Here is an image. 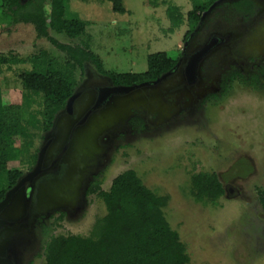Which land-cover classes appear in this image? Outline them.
<instances>
[{
    "label": "rangeland",
    "instance_id": "rangeland-1",
    "mask_svg": "<svg viewBox=\"0 0 264 264\" xmlns=\"http://www.w3.org/2000/svg\"><path fill=\"white\" fill-rule=\"evenodd\" d=\"M209 1L124 0L127 11L117 13L107 0H68L67 16L81 19L84 31L75 38L50 27L47 32L71 47L86 46L108 72L140 73L147 68L148 55L180 53L193 26L189 12L194 4ZM256 2L255 13L247 16L234 13L229 3L220 4L191 39L195 47L211 32L234 33L231 44L203 58L199 76L201 69L207 75L202 89L162 97L145 89L118 96L119 104L109 112L96 111L68 146L71 121L59 120L44 171L34 178V186L26 182L4 214L10 221L0 231V253L13 254L17 264H42L52 236L90 235L105 206L88 188L97 183L108 190L115 176L133 169L152 192L167 196L163 212L186 245L187 264H264V216L257 198V189L264 187V74L258 71L264 66V0ZM169 6L180 15L178 25L172 24ZM33 26L0 13V55L26 59L45 50L64 64L67 52L37 36ZM29 67L28 62L12 63L2 66L0 75L4 107L21 105L24 119L36 107L21 96L19 76ZM73 74L75 89L110 80L90 59L82 67L75 65ZM91 100L80 99L76 116L81 117ZM52 128L38 133L9 169L20 170L22 176L33 170L32 153L39 152ZM200 171L215 172L224 187L231 185L237 193H225L215 204L197 200L190 178Z\"/></svg>",
    "mask_w": 264,
    "mask_h": 264
},
{
    "label": "trees",
    "instance_id": "trees-1",
    "mask_svg": "<svg viewBox=\"0 0 264 264\" xmlns=\"http://www.w3.org/2000/svg\"><path fill=\"white\" fill-rule=\"evenodd\" d=\"M112 10L125 13L124 0H107ZM214 0L206 5H193L189 12L192 28L197 26L201 14ZM68 0H31L21 4V0H0V13L10 21L33 23L37 36L47 37L52 44L67 52L68 59L60 64L48 56L45 50L18 59L10 55H0V75L2 66L28 62L29 69L20 78L21 96L26 105H36L28 117H22V106L12 104L5 108L2 103L0 82V201L6 192L21 178L18 169H9V164L17 160L18 153L32 145L34 138L53 125L67 99L75 91L73 68L82 67L83 61L92 60L97 69L107 74L113 84L130 85L144 80H154L171 69L179 57L167 52L147 56V68L143 72H108L103 69L99 57L85 47H71L50 37L47 28L56 33H65L69 38L80 35L85 23L78 18L68 17ZM245 10L248 1H244ZM168 14L172 24L178 25L180 15L169 6ZM264 74V66L258 68ZM17 140L21 145L16 146ZM37 150L32 153L35 162ZM193 194L197 200L216 203L226 192L215 172H197L191 175ZM103 201L105 214L99 217L88 236L56 235L44 246L42 264H187L189 255L179 233L167 221L163 207L167 196L157 195L147 188L133 169H127L111 182L108 190L91 185L88 190ZM257 198L264 216V187L257 189Z\"/></svg>",
    "mask_w": 264,
    "mask_h": 264
},
{
    "label": "flooded vegetation",
    "instance_id": "flooded-vegetation-1",
    "mask_svg": "<svg viewBox=\"0 0 264 264\" xmlns=\"http://www.w3.org/2000/svg\"><path fill=\"white\" fill-rule=\"evenodd\" d=\"M245 0H221L220 2H218L212 9L209 13H207L205 15V17L203 18V20L201 22H199V24L197 25V27H195L193 30H195L192 34L190 32V34L185 38L184 40V45L182 47V50L180 51V54H179V57L177 59V62L178 60L180 59L181 55H182V52L184 51V54H183V57H182V61L181 63L175 68L173 69V71L171 72V74L169 76H167L166 78H164L163 80H161L159 83H156V84H152L153 81L155 80H144V81H141V82H137V83H133V84H139V83H142V82H152L149 86H145V87H140L138 89H135L133 90L131 93L133 92H139V91H143V90H156V92L159 93V97H162V96H166L167 94H171V95H179V94H182V92H184V90L186 92H191V93H194L196 92L197 89H202L203 87H205V80H204V77L207 75V72L206 69L203 71V67H201V63L203 61V57L198 65V71H197V76L196 78L194 79V81L192 83H189L186 79V76L184 74V65H185V62L186 60L188 59L189 55L196 52L198 49H200L202 46H204L205 44H207L212 38H215L217 40V43L216 45H214L210 51L214 48H218L217 50H221V49H224L227 47V45L231 44V42L233 41L234 39V36L232 32H219V31H214V32H211L207 38V35H206V38L205 40L202 42L199 43V45L197 46H191V42L192 41L191 39L198 33H201V31L204 29L202 27H204V23H205V20H206V17H208L209 15L212 14V12L214 11V9H216L220 4L226 2V3H229L230 4V9L236 13V14H240L242 16H247V15H251L253 13H255V9H256V0H246L248 1V4H247V7L250 8L251 10H245V5L243 4ZM210 6V5H209ZM208 9V8H207ZM206 9V10H207ZM205 10V11H206ZM202 15V14H201ZM192 30V31H193ZM185 42H187V44L185 45ZM209 51V52H210ZM176 62V63H177ZM175 63V65H176ZM174 65V66H175ZM174 66L172 68H174ZM199 67L202 68L200 73H202V76H199ZM171 68V69H172ZM169 69V70H171ZM168 70V71H169ZM167 72V71H166ZM164 72V73H166ZM163 73V74H164ZM162 75V74H161ZM160 75V76H161ZM158 78V77H157ZM227 75H225L221 82L223 83L224 81L227 80ZM174 82V84H170V82ZM202 84V86L200 87L199 85ZM108 85H117V84H113L111 83V81L109 79H104V80H101L99 82H91V83H87L86 85H84L83 87H78L75 89V92L78 93V95L76 96L75 100H74V103H73V109H72V112L71 113H67L64 109L59 112L56 116V121L54 123H57L59 122V120H62V118L64 119H69V121H74L73 124H72V127L70 129V133L68 135V138H67V144L66 146H68L69 142H70V139H72L71 137L73 136L72 134H74L75 130L79 128V126H83L86 122V120L83 121V124L82 125H79V121H81V118L84 116L85 114V111L84 113L81 115V117H78L76 116V113H77V110L79 108V105L81 104L80 102V99H84V98H90L92 99L91 100V104L88 106V109L93 105L94 101H95V97H96V94H97V89L101 88V87H105V86H108ZM118 85H122V84H118ZM132 85V84H130ZM72 93V94H73ZM71 94V95H72ZM129 94H126L124 96H127ZM79 103V104H78ZM105 106V105H104ZM103 108L102 107H99L97 108L94 112L98 111L99 109ZM93 113V111H92ZM90 113V114H92ZM52 132L50 134H46L44 136V138H47L46 141L44 142V144L48 143V146L50 145V143L52 142V140L54 141V138L56 136V128H52L51 130ZM43 144V145H44ZM67 148V147H66ZM66 151V150H65ZM37 159V158H36ZM44 171V163H43V167L42 169L40 170L41 171ZM40 172L38 174H40ZM50 172V171H49ZM38 176V175H37ZM36 176V177H37ZM23 177V176H22ZM21 177V178H22ZM34 177V178H36ZM32 179L29 181V184L30 186H34L33 184V181L35 179ZM20 180V179H19ZM18 180V181H19ZM17 181V182H18ZM26 184V182L24 183V185ZM24 185L22 186V188L24 187ZM29 186V187H30ZM20 188L16 194H18L19 191H21ZM33 196V194H31ZM3 219H5L7 221V224L4 225L0 231H3L5 228H8L9 225H8V222L10 221L8 218H4V215H3ZM22 222L19 221V225L20 223ZM22 224V223H21ZM22 226V225H21ZM20 226V227H21ZM22 228V227H21ZM5 231V230H4ZM3 236V234L1 235V237ZM0 255L2 256H8L9 258H11V260L14 262V264H17L16 260L14 259V255L13 254H9V252L7 251L4 252V253H0Z\"/></svg>",
    "mask_w": 264,
    "mask_h": 264
},
{
    "label": "water",
    "instance_id": "water-1",
    "mask_svg": "<svg viewBox=\"0 0 264 264\" xmlns=\"http://www.w3.org/2000/svg\"><path fill=\"white\" fill-rule=\"evenodd\" d=\"M220 1L221 0H218L213 5H211L208 10L204 11V13L201 15V19L199 22H201L203 20V18L205 17V15L207 13H209L211 11V9ZM216 43H217V40L215 38H212L207 44L202 46L196 52L189 55L188 59L185 62V65H184V74H185L186 79L189 83H192L194 81V79L196 78L197 71H198V65H199L201 59L210 51V49L214 45H216ZM186 44H187V42H185V45ZM183 54H184V51L182 52V55H181L180 59L178 60V62L176 63V65L174 66V68H172L171 70L167 71L166 73H164L161 76H159L158 78H156L153 81V83L147 81V82H142L139 84H132V85H108V86L101 87V88L97 89V94H96L95 101H94L93 105L89 109L87 108L85 110L84 116L81 118V121H79V123H78L79 125H82L83 121L86 120L85 124L83 126H79V128L75 130L74 134H72L73 136H72L71 140L74 142V137L77 134L81 135V133L84 132L85 125L88 123V121L90 119H92L93 114L94 115L96 114V112H94V111L97 108L103 106V110L101 112H103V111L109 112L114 108L115 104L116 105L119 104L118 101L120 99L117 98L118 96L120 97V96H124L126 94H130V92H132L133 90L138 89L140 87L149 86L151 83L152 84L159 83L161 80H163L164 78L169 76L171 74V72L173 71V69H175L181 63ZM77 95H78V93L75 92L67 99L65 107H64V110L67 113L72 112L73 103H74V100H75ZM105 109H107V110H105ZM92 111H93V113H92ZM90 113H92V114H90ZM55 121H56V117L54 119V122ZM54 122H53V128L57 126L56 124H58V123H54ZM73 122L71 121L69 124L68 133L70 132V129L72 127ZM47 148H48V143L44 144L42 146V148L39 150L34 169L31 170L29 173L25 174L22 178H20V180L11 189H9L6 192L4 198L0 201V229L4 225L7 224V221L5 219H3V215L12 206L17 191L20 188H22V186L24 185L25 182L32 180L34 177H36L38 175V173L40 172V170L42 169L43 160L45 158V153H46ZM44 188H45V186H41V190H43ZM224 189H225L226 195L228 197H231L232 195L237 193V190H234V188L231 185H226L224 187ZM4 218H6L5 215H4ZM0 264H14V262L8 256L0 255Z\"/></svg>",
    "mask_w": 264,
    "mask_h": 264
}]
</instances>
